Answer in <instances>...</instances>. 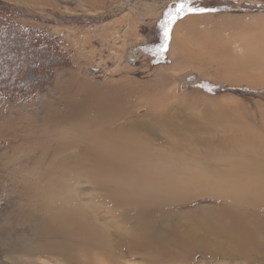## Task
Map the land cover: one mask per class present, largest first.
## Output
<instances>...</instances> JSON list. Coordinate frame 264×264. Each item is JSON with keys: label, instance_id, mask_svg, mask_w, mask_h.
<instances>
[{"label": "rangeland", "instance_id": "1", "mask_svg": "<svg viewBox=\"0 0 264 264\" xmlns=\"http://www.w3.org/2000/svg\"><path fill=\"white\" fill-rule=\"evenodd\" d=\"M180 3L0 0V264H264V0Z\"/></svg>", "mask_w": 264, "mask_h": 264}, {"label": "snow or ice", "instance_id": "2", "mask_svg": "<svg viewBox=\"0 0 264 264\" xmlns=\"http://www.w3.org/2000/svg\"><path fill=\"white\" fill-rule=\"evenodd\" d=\"M185 11H187V12H203V11H207V9L192 6L191 0H181V3L176 8V12L179 15H183ZM174 18L175 17L170 16L169 20L167 22H165L164 24H162V27L164 28V39H165V41H167V39L169 37V32H170L169 25L171 24L172 19H174Z\"/></svg>", "mask_w": 264, "mask_h": 264}, {"label": "bare ground", "instance_id": "3", "mask_svg": "<svg viewBox=\"0 0 264 264\" xmlns=\"http://www.w3.org/2000/svg\"><path fill=\"white\" fill-rule=\"evenodd\" d=\"M74 217H75V216H74ZM61 219H62V218H58V220H57V222L59 221L58 223H60V224L62 223V222H61ZM71 220H74V218L71 219ZM51 221H52V220H51ZM67 221H68V220H67ZM74 221H75L74 224H70V223H68V222H67V223L65 222V223H66V224H70V225H71V228H72V229L74 228V229L76 230V229L79 228V225H78L79 222H78L77 219H75ZM48 222L50 223V220H48ZM63 223H64V222H63ZM47 224H48V223H47ZM50 224H51V223H50ZM56 224H57V223H56ZM46 227H47V228L44 229V232H43V233L46 234V235H47V234H52V232H53L54 229H53V230L50 229V228H51L50 225H48V226H46ZM95 228H96V227H95ZM59 245H60V246H63V247H64V246H65V247H69V246H71L72 244H70V241H66V242L64 241V243H63V242H58L57 246H59ZM64 249H65V248H64Z\"/></svg>", "mask_w": 264, "mask_h": 264}, {"label": "trees", "instance_id": "4", "mask_svg": "<svg viewBox=\"0 0 264 264\" xmlns=\"http://www.w3.org/2000/svg\"><path fill=\"white\" fill-rule=\"evenodd\" d=\"M56 46H57V44H56ZM52 47H55V45L54 46L52 45Z\"/></svg>", "mask_w": 264, "mask_h": 264}]
</instances>
